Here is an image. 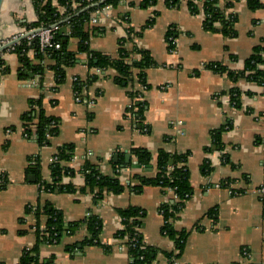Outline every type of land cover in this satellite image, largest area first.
Wrapping results in <instances>:
<instances>
[{"label": "crops", "instance_id": "0c3cea01", "mask_svg": "<svg viewBox=\"0 0 264 264\" xmlns=\"http://www.w3.org/2000/svg\"><path fill=\"white\" fill-rule=\"evenodd\" d=\"M129 1L135 5L130 6ZM139 2L126 0L111 10L104 30L94 31L88 44L91 50L114 55L124 28L130 25L139 30L156 13L153 23L134 40L153 60L144 71L148 88L142 92L146 103L143 123L148 131L134 127L124 117L130 104L129 88L113 81L112 70L109 77L100 75L82 89L80 97L92 99L93 105L75 100L73 78L83 80L99 73L87 67L84 54L66 67L63 82L56 85L53 72L46 71L42 87H38L41 76L31 87L17 76L16 55L3 51L8 71L0 77V171L7 185L0 190V264H17L22 251L34 245L36 219L28 207L44 205L61 211L66 224L93 212L102 229L101 245L84 243L88 233L80 226L58 242L40 245L41 259L55 264H129L124 240L115 232L121 227L118 211L135 207L143 213L139 227L142 239L155 250L151 264H167L164 251H173L174 244L161 233L159 207L171 193L152 185H143L139 191L126 186L121 193H105L95 201L91 192L41 191L36 174L27 167L38 158L39 176L51 181L52 156L64 144L74 146L69 166L77 170L88 160L105 175L113 174L112 159L131 160V148L149 151L152 163L160 149L186 154L192 194L174 222L177 230L187 234L174 264H264V201L252 192L264 186V122L258 117L264 113V86L244 79L234 84L224 74L203 69L208 62L242 69L244 59L264 39V9L250 10L246 0H238L227 9L237 16V34L229 38L204 29L203 12L191 13L186 0L176 7H167L165 0L148 7L139 6ZM122 13L127 14V22H114V15ZM36 19L32 0H4L0 36L25 32L22 24ZM169 26L176 31L173 51L168 50L165 39ZM77 48L78 40L70 38L68 49ZM35 75L31 78L36 79ZM234 85L242 91L240 108L230 105L228 95L221 94ZM40 95L45 112L59 121L58 133L43 147L26 138L21 121L29 99ZM226 122L231 127L221 133L220 149L212 144L211 132ZM118 175L123 182L128 181L129 173ZM227 179L232 188L247 192L235 194L219 185ZM64 182L76 189L84 185L78 173ZM39 222L43 226L45 216H40Z\"/></svg>", "mask_w": 264, "mask_h": 264}, {"label": "trees", "instance_id": "16d2710c", "mask_svg": "<svg viewBox=\"0 0 264 264\" xmlns=\"http://www.w3.org/2000/svg\"><path fill=\"white\" fill-rule=\"evenodd\" d=\"M126 0H32V6L36 14V21L30 24L24 23L27 29L37 27L41 21L46 25L56 24L58 29L53 34V41L60 44L58 49H47L40 51L37 39L28 41L22 39L18 45L8 52L15 54L19 62L17 76L24 80L29 77V72L41 76L40 84L46 71H52L56 85L63 82L66 76V67L72 66L78 60L79 54L86 56V65L89 69L96 68L99 73L89 75L85 79L73 81V89L77 94L81 93L84 87H88L99 76L109 77V71H114L111 76L117 84L129 88L128 95L131 105L126 111L131 113V118L136 121V126L140 129L148 126L143 123L146 103L138 98L136 85L141 84L144 90L148 88L145 80V69L153 64L148 52L135 46V38L141 35V31L150 26L154 21V12L142 28L135 30L130 25L125 27L124 35L118 39V49L114 55H108L99 51L91 50L89 47V37L94 31H103L104 25H92L91 20L96 10L104 8L106 5L112 6V11ZM157 0H140L139 6L148 7L156 4ZM181 0H165L167 7L178 6ZM238 0H186L191 13L197 14L200 11L204 14L203 27L211 32H218L222 35L233 38L237 32L235 24L237 16L233 12H226L227 9L234 7ZM130 6L135 3L129 1ZM201 9H199V5ZM246 5L250 10L264 9V2L260 0H246ZM127 14L114 15V21L127 22ZM172 39H169V38ZM176 37V31L167 30L165 39L168 50H174L173 38ZM70 38L78 40L76 51L68 49ZM169 50V51H170ZM32 55V57H31ZM264 39L253 47L252 52L244 59L242 69H231L222 62H208L203 65V69L226 75L232 83L236 84L238 80L244 79L257 85L264 86ZM8 66L3 58H0V77L7 73ZM229 97V104L235 108H240L242 91L237 85L232 86L227 91L221 92ZM142 96V94H140ZM218 98V97H217ZM28 109L21 115L23 133L28 139H34L40 147L46 146L50 138L55 136L59 130V121L55 116L45 112L42 104V96L30 98ZM264 122V113H263ZM124 117L125 114H124ZM231 127L226 122L218 129L211 132L212 144L223 148L221 143V133ZM74 146L64 144L56 150L53 156L55 161L50 164L51 181L42 180L39 176V160L27 167V171H32L37 176V183L41 191L52 192L55 190L74 193L91 192L95 201L104 196L105 193L118 194L127 186L133 190L139 191L143 185L158 186L164 190L172 189L176 198H170L159 207L163 223L161 233L169 238L174 244V250L165 252L167 264H174L175 258H178L183 247L186 231L177 230L174 222L178 220L181 210L184 208L185 201L192 194L190 184V174L187 166L186 154H172L160 149L157 152L155 163H152V156L144 148H131V160L125 163L122 159L111 160L113 174L105 175L99 171V168L84 160L76 170L68 163L73 157ZM225 160L224 157H222ZM133 161V162H132ZM117 168H128V181L123 182L119 179ZM210 167H208V171ZM78 173L84 179V185L76 189L70 183L64 182ZM1 178V176H0ZM135 181L134 184L132 182ZM229 179L220 182V186H228ZM7 185L6 178L0 182V190ZM28 211L34 214L36 222L33 224L36 241L33 246L25 248L17 264H55L49 259H41L39 248L42 244H52L58 242L62 235H72L80 227L85 226L87 237L83 241L86 244L101 245V220L96 214L91 212L83 220L65 223L61 211L50 207L49 205L28 207ZM121 227L115 232L117 238L125 242V248L130 258L129 264H151L155 250L147 245L140 233L139 227L143 213L135 207H127L118 211ZM212 213V212H210ZM215 213V212H214ZM45 216V223L42 226L39 222L40 216ZM215 215V214H214ZM198 229V228H197ZM106 247V246H104ZM107 249V247H106Z\"/></svg>", "mask_w": 264, "mask_h": 264}, {"label": "built area", "instance_id": "2783aa9c", "mask_svg": "<svg viewBox=\"0 0 264 264\" xmlns=\"http://www.w3.org/2000/svg\"><path fill=\"white\" fill-rule=\"evenodd\" d=\"M111 10H112V6L109 4L106 5L102 9L96 10L93 14L91 24L94 26L95 25L96 26L97 25H100V26L105 25V20L108 17V14ZM57 29H58V26L56 24L46 25V24H44L43 21H41L37 27L29 28L25 32H22L19 34H13L11 36H0V47L7 45L5 51H9V50L13 49L16 45H18L22 39H26L28 41L37 39L40 51H44L47 49H53V48L58 49V48H60V44L57 42H54L52 39L53 34H54L55 30H57ZM168 30L171 31V30H174V28L172 26H169ZM169 39H172V38L170 37ZM175 41H176V39L173 38L174 44H175ZM170 51H173V50H170ZM2 54H3V52L0 53V58H1ZM260 67L264 69V65H260ZM96 71H98V69ZM35 77H36V79L31 78L29 82H27L26 79H24L23 82L25 84H27L28 86H31V87L36 86L37 81H38L37 79L40 78V75L36 74ZM75 80H77V77L73 78V81H75ZM136 91L138 92V98L137 99H142V96H140V94H142V92L144 91V87L141 84H137L136 85ZM80 96H81V93L77 94L76 91L74 92V97H75V100L77 102L83 101V102H87L90 105H93L92 99L87 100V99H83ZM227 98H228V103H229V97H227ZM223 101H225V100H223ZM130 105H131V103L128 104L127 107H129ZM124 114H125L126 118L132 122V125L134 127H136V121L131 118V113L129 111H126V113H124ZM258 117L263 118V116H258ZM140 130L146 131V128H143ZM55 160H56V157L52 156L51 162L55 161ZM116 171L119 174L129 173L128 168H117ZM0 176H1L0 182H1L2 178H6L4 173L1 171H0ZM227 188H229L230 189L229 191H231L232 193H235V194L247 192V190H245V189L240 190L237 188H232V184H229L227 186ZM167 191H169L171 193L172 198L173 197L176 198L172 189L168 188ZM252 192L255 193L261 200L264 201V186L263 185H259L255 188H253ZM124 246H125V242H124ZM243 253H245V251Z\"/></svg>", "mask_w": 264, "mask_h": 264}, {"label": "water", "instance_id": "95a60500", "mask_svg": "<svg viewBox=\"0 0 264 264\" xmlns=\"http://www.w3.org/2000/svg\"><path fill=\"white\" fill-rule=\"evenodd\" d=\"M3 1L4 0H0V12H1V8H2ZM6 47H7V45L0 47V53L3 52L6 49ZM32 75H33V73L32 72H29V77L26 79L27 82L30 81ZM128 157H129V155H127V159H128Z\"/></svg>", "mask_w": 264, "mask_h": 264}]
</instances>
